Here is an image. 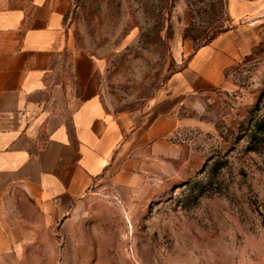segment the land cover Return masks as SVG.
<instances>
[{"label":"rangeland","instance_id":"obj_1","mask_svg":"<svg viewBox=\"0 0 264 264\" xmlns=\"http://www.w3.org/2000/svg\"><path fill=\"white\" fill-rule=\"evenodd\" d=\"M63 20L74 162L48 210L0 191L13 264H264V147L244 135L264 0H71Z\"/></svg>","mask_w":264,"mask_h":264},{"label":"crops","instance_id":"obj_2","mask_svg":"<svg viewBox=\"0 0 264 264\" xmlns=\"http://www.w3.org/2000/svg\"><path fill=\"white\" fill-rule=\"evenodd\" d=\"M70 1L0 0V191L21 185L41 210L54 205L53 196L66 195L64 179L74 162L68 132L79 129L74 123L79 105L84 107V98L70 95L57 74ZM158 123L154 120L147 133ZM16 244L0 222V264H13Z\"/></svg>","mask_w":264,"mask_h":264},{"label":"trees","instance_id":"obj_3","mask_svg":"<svg viewBox=\"0 0 264 264\" xmlns=\"http://www.w3.org/2000/svg\"><path fill=\"white\" fill-rule=\"evenodd\" d=\"M244 135L248 137V150L256 151L258 147H264V118L250 120Z\"/></svg>","mask_w":264,"mask_h":264}]
</instances>
